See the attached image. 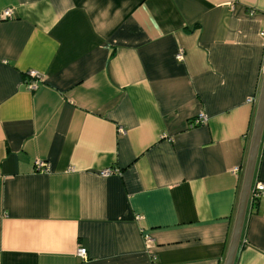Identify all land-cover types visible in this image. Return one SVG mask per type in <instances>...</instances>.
<instances>
[{
  "label": "crops",
  "instance_id": "0c3cea01",
  "mask_svg": "<svg viewBox=\"0 0 264 264\" xmlns=\"http://www.w3.org/2000/svg\"><path fill=\"white\" fill-rule=\"evenodd\" d=\"M262 32L264 0H0V264H224ZM233 264H264L250 192Z\"/></svg>",
  "mask_w": 264,
  "mask_h": 264
},
{
  "label": "water",
  "instance_id": "95a60500",
  "mask_svg": "<svg viewBox=\"0 0 264 264\" xmlns=\"http://www.w3.org/2000/svg\"><path fill=\"white\" fill-rule=\"evenodd\" d=\"M262 130H264V75H262L260 92L256 104L252 134L244 170V176L242 180V186L240 190L239 201L236 210L235 222L224 264H233L237 252V247L240 242L242 223L248 202L250 186Z\"/></svg>",
  "mask_w": 264,
  "mask_h": 264
},
{
  "label": "built area",
  "instance_id": "2783aa9c",
  "mask_svg": "<svg viewBox=\"0 0 264 264\" xmlns=\"http://www.w3.org/2000/svg\"><path fill=\"white\" fill-rule=\"evenodd\" d=\"M4 15L5 16L9 15V11L8 10L5 11ZM262 35H264V32H262ZM181 55H182L181 52H179L176 56H177V58H181L182 57ZM28 76H30V78H32L34 80L37 77V73L33 70H30L28 72ZM29 87L35 88L34 81H31L29 83ZM247 101L252 102L253 100L251 98H248ZM205 120H206V116L204 114H200L198 116V118H196L194 120V123L195 124L203 123V122H205ZM40 165H41V163L38 164V166H40ZM108 173H109V170H107V169L101 172V174H103V175L108 174ZM250 198L253 201H257V200H260L261 198H264V182L257 181L254 184L253 188L250 190ZM76 256H78L79 258L85 259L86 258V250L83 247H78L76 249Z\"/></svg>",
  "mask_w": 264,
  "mask_h": 264
}]
</instances>
